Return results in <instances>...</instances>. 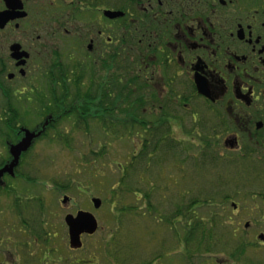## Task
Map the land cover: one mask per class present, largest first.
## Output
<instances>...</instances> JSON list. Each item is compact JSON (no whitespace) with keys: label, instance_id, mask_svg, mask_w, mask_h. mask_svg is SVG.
I'll list each match as a JSON object with an SVG mask.
<instances>
[{"label":"flooded vegetation","instance_id":"af4514ba","mask_svg":"<svg viewBox=\"0 0 264 264\" xmlns=\"http://www.w3.org/2000/svg\"><path fill=\"white\" fill-rule=\"evenodd\" d=\"M0 12H8L0 24V264H98L97 256L80 258L85 239L97 235L89 245L102 240L103 263L174 264L162 263L156 246L136 263L131 251H109L113 237H104L93 211L101 206H93L98 197L86 195L81 205L63 192L71 186L79 192L78 179L61 188L53 212L40 193L30 194L31 203L21 200L26 196L17 193V183L42 182L21 178L18 168L30 164L22 158L37 139L62 135L63 120L92 121L95 131L109 136L113 107L122 105L139 138L178 131L187 168L206 161L212 170H235L242 183L264 185V0H0ZM81 106L89 111L83 114ZM29 111L33 124L17 122ZM183 121L189 130L181 129ZM26 131L35 137L17 159L14 146ZM156 190L138 200L150 201ZM208 198L202 210H160L155 203L156 209L147 204L138 214L148 217L143 223L175 217L185 264H194L190 257L197 253L185 233L195 228L193 216L211 233L196 264H264V193ZM80 211L92 214L97 227L82 232L81 245L73 247L65 217ZM60 228L66 252L52 245Z\"/></svg>","mask_w":264,"mask_h":264},{"label":"rangeland","instance_id":"374dc122","mask_svg":"<svg viewBox=\"0 0 264 264\" xmlns=\"http://www.w3.org/2000/svg\"><path fill=\"white\" fill-rule=\"evenodd\" d=\"M113 109L112 131L108 134L109 136H104L103 132L95 131L92 121H87V123L81 121L72 124V120H63L58 123L59 131H63L62 135L58 133L52 136L54 132H50L46 137L39 138L34 142L28 154L22 158L23 162L30 164L22 163L21 167L18 168V173L21 174V178L27 176L42 178V182L39 185L17 183V193L26 196L21 198L24 203H31V201H28L31 198V193H40V195H45L47 200L52 201L53 207L50 206L49 211L58 210L59 203L57 199L61 196V188L67 184L69 179H78L82 184L79 186L80 194L73 186L68 190H63V192L76 195L75 199L81 205L87 204L86 195L98 197L102 201L99 209L92 210L97 212L96 217L101 227L100 231H105L104 237H113L108 246L109 251L111 246H113L112 249L118 247L119 250L131 251L135 256L134 261L136 263L139 255L140 257L146 255L156 246L160 250L162 263L185 264L187 254L184 256L180 252L182 249L179 237L183 236L176 228L177 226H169L167 221L161 217L157 219L158 222H142V219L148 220V217L142 218L138 214V212L140 213L145 209V205L148 208V201L145 200L142 203L138 200L142 194H149L148 192L156 186L158 190L153 195L158 196L159 200L155 201L154 199H157V197H152L151 203H156L157 209L171 210L177 202L181 204L186 199L176 198L177 196H191L193 194L195 190L193 186L196 187V192L208 190L215 193H235L248 190L252 193H264L263 184L242 183L241 181L244 180L238 181L237 176H235L236 171L233 169L219 166L215 168L217 170H212L208 167L209 164L206 161L197 164L193 162L187 168L186 164H183V161L186 160L185 143L178 131L174 132L171 137L169 136L178 143L177 146L164 154L162 162L158 160L159 155L164 152L165 144L170 147L171 144L174 145L171 139H168L170 143L165 142V140H162L163 143L161 141L155 142L158 148L153 153L152 161L149 160L148 162L145 158L140 159L141 162H146L145 170L147 171H142L141 169H144L145 165L138 163L140 173H137L138 169L136 163H134L135 167L132 171L123 174L124 177L121 178V170L123 171L125 168L127 170L130 161L133 162L132 155H136V152L142 147L143 138L137 136L138 127L133 126L135 122L130 121V117L127 118L128 116L122 113L124 111L122 105H116ZM33 116L29 111L27 118L23 117L21 119L22 125L33 124L35 122ZM123 124L126 126L124 127ZM181 129L184 131L189 130V123L187 121L181 122ZM152 138H148V142L150 141V144H147L149 153L153 152L151 151L154 144ZM150 154L148 155L149 159L152 156ZM179 164L180 167L184 166L180 171ZM223 172H226L229 176L223 175ZM219 177L228 178V180L222 179L218 182ZM118 179H124L125 185L114 186ZM152 181H154L153 186L150 185ZM32 187L36 188L37 191H32ZM112 187L116 189L111 190ZM164 199L173 200L165 201ZM113 201L115 202L114 207L111 206ZM204 208L206 207L202 206L197 209L202 210ZM111 210L114 214L111 213ZM64 236L65 231L60 228L56 233V239H53L52 245L66 252L67 240L65 239L64 244ZM98 237L99 235L85 239L87 249L80 253V258L90 260L92 256H97L96 258H100L98 264H106L103 263L107 255H104L105 250H103L102 240L98 246L89 245ZM201 243L205 244L203 241ZM143 250H145V253L141 254ZM192 250L197 251L196 254H192L190 257L193 263L196 264L204 258L203 249L197 250L192 246ZM53 256H57V253ZM121 257L119 255L116 258L121 259ZM52 258V261L57 259ZM66 262H69V260L67 259ZM51 263L47 262V264Z\"/></svg>","mask_w":264,"mask_h":264},{"label":"trees","instance_id":"16d2710c","mask_svg":"<svg viewBox=\"0 0 264 264\" xmlns=\"http://www.w3.org/2000/svg\"><path fill=\"white\" fill-rule=\"evenodd\" d=\"M81 111H82V113L84 114V113H87L88 111H89V107L87 106V109L84 107V106H81ZM21 122L22 123V121H21V119H17V122ZM84 121V120H83ZM85 122V121H84ZM83 122V123H84ZM85 123H87V122H85ZM130 124V123H129ZM124 125V127L126 126L125 124H123ZM163 134V132L161 133V135ZM160 135V137H158V136H155V137H153L152 139H153V146H152V149H151V151H153V152H150V153H152V154H150L149 153V146L147 145V144H150V141L148 142V138H151V137H145V138H143V143H142V147L138 150L139 151V153H138V151L136 152V155H132V160H133V162L132 161H130V164L128 165V167H127V170H126V168L122 171L121 170V178L122 177H124L123 176V174H127L128 172H131L132 171V169L135 167V165H134V163H136V166H137V169H138V171H137V173H140L139 171H140V168H139V166H138V163L139 164H143V165H145L143 168L144 169H141L142 171L143 170H145L146 169V162H141V160L140 159H144L145 158V160L146 161H148L149 162V160L150 161H152V157H153V153H154V151L156 150V148H158L157 146H156V144H155V142H160L161 141V143H163L162 142V140L164 141L165 140V142H169L168 141V139H171L170 137H167V136H161ZM171 141H173L174 142V145L173 144H171V147L168 145V144H165L164 145V148H165V150H164V152L161 154V155H159V158H158V160L160 161V162H162L163 160H164V154L165 153H167L168 152V150L170 151V150H172L173 148H175L176 146H177V142L176 141H174V140H172L171 139ZM172 142V143H173ZM160 143V144H161ZM170 143V142H169ZM179 146V145H178ZM172 153V152H171ZM150 154V158L151 159H149V155ZM172 156H175L174 154H171ZM145 163V164H144ZM151 163H153V162H151ZM185 163V160L183 161V164ZM182 164V163H181ZM176 166V165H175ZM181 165L179 164V167H180ZM184 168V166L183 167H180V169H179V171L180 170H182ZM145 171H147V170H145ZM185 171V170H184ZM121 185H125V184H121ZM120 186V185H119ZM197 186V185H196ZM193 188L195 189L194 190V192H193V194H192V196L190 197V198H188L187 200L188 201H185L184 200V202H182L181 204H179V202H177L176 204H175V206H173V208L171 209V210H179V209H185V208H188L189 206H190V208H192V209H197V208H200V207H202L204 204H207V203H209V199L210 198H208V196L212 193H215V192H213V191H208V190H205V191H203V192H201V191H197L196 192V187L195 186H193ZM137 190H138V188H136ZM136 191V190H135ZM135 191H133V192H135ZM217 193V192H216ZM219 193V192H218ZM162 199V198H161ZM165 201L167 200V201H170L169 199H164ZM172 201V200H171ZM147 204H148V206H149V209H156V207H154L153 206V204L151 203V201H148L147 202ZM185 205H186V207H185ZM188 206V207H187ZM161 207H162V205H161ZM162 219H165L166 221H167V224L169 225V226H172V223H171V219H174L175 217L173 216V215H170V214H168V215H161L160 216ZM199 218L200 217H197V216H193V220H194V222H193V227H195L194 229H192V231H190V232H185V233H187L188 234V236L187 237H189L190 238V240H191V243H192V246H194V249L195 248H197V250H199V249H201L202 247H201V245H202V243H201V241H203V242H206V237H209L210 235H211V233L209 232V231H207L206 230V228L204 227V225L202 224V223H200V221H199ZM204 227V228H203ZM184 235V234H183ZM195 252H197V251H195ZM194 251H193V253H195Z\"/></svg>","mask_w":264,"mask_h":264},{"label":"water","instance_id":"95a60500","mask_svg":"<svg viewBox=\"0 0 264 264\" xmlns=\"http://www.w3.org/2000/svg\"><path fill=\"white\" fill-rule=\"evenodd\" d=\"M8 12H0V24H4L6 21ZM35 137L33 132L26 131L25 136L14 146L16 151V156H18L21 151L26 150L30 144L32 139ZM92 203L94 208H98L101 204V200L99 198H92ZM65 222L68 226V235L70 239V244L73 247H79L81 245L79 235L82 232L93 233L97 227L96 221L92 214L80 211L77 213L75 218L71 216L65 217Z\"/></svg>","mask_w":264,"mask_h":264}]
</instances>
